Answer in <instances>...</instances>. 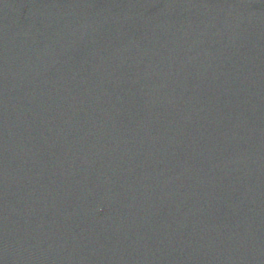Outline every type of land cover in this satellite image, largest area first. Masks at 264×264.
Instances as JSON below:
<instances>
[{"label":"water","instance_id":"water-1","mask_svg":"<svg viewBox=\"0 0 264 264\" xmlns=\"http://www.w3.org/2000/svg\"><path fill=\"white\" fill-rule=\"evenodd\" d=\"M0 264H264V0H0Z\"/></svg>","mask_w":264,"mask_h":264}]
</instances>
